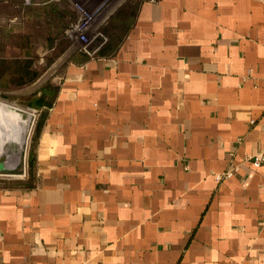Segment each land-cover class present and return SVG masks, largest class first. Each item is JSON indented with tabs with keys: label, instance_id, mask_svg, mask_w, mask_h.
Here are the masks:
<instances>
[{
	"label": "crops",
	"instance_id": "1",
	"mask_svg": "<svg viewBox=\"0 0 264 264\" xmlns=\"http://www.w3.org/2000/svg\"><path fill=\"white\" fill-rule=\"evenodd\" d=\"M54 2L0 0L17 4L0 55L36 19L61 36ZM107 31L26 101L43 116L30 181L0 187V264H264V162L247 160L264 156V0L129 1ZM21 53L0 85L33 66Z\"/></svg>",
	"mask_w": 264,
	"mask_h": 264
},
{
	"label": "rangeland",
	"instance_id": "2",
	"mask_svg": "<svg viewBox=\"0 0 264 264\" xmlns=\"http://www.w3.org/2000/svg\"><path fill=\"white\" fill-rule=\"evenodd\" d=\"M13 1L16 3L19 0ZM22 1L25 4L29 3V0ZM50 1H56L54 3L60 8L61 12L66 10V14H64L65 24L61 36H56L57 27L61 21L51 16L48 19H36V21H33L34 26L30 30L33 36L25 37L27 45L15 35H10L1 41V48L3 50L0 55L1 58L6 57L10 61L16 59H18L17 61H25L22 58L23 54L21 51L28 46L31 49L33 66L28 70L27 68L21 69V64H19V67L16 66V68L15 64H8L10 65V69L6 70L8 80L0 85V107H3L5 110L4 118L0 119V127L3 124H12L17 120H24L23 137L26 140L24 149L21 152L22 162L18 163L13 170H0V187L15 186L30 181L33 174V165L29 164V158L32 155L35 129L43 116V109L27 105V99L36 94L45 83L50 82L52 84V79L58 74L59 68L71 60L74 54L83 53L81 48L84 46L85 40L86 44L87 42L90 43L87 49L90 55L83 54L89 58L99 55L100 51L109 42L110 38L107 29L114 12L118 7L129 1H132L134 4L139 3L138 0ZM16 6L17 4L11 9L7 6L1 7L0 13L5 16H11L14 14V8L15 10L17 9ZM89 16H91V20L88 21L87 17ZM13 21L15 24L21 25L19 31L25 32V25L27 23L21 18L18 20H14V18L7 19L1 22V26H5V24L12 23ZM82 24H86V30L79 29ZM77 26L79 27L76 28ZM99 35H102L106 39V42ZM81 38H84V41ZM19 45L22 47H18ZM0 73H3L2 69H0ZM32 110H37L38 115L36 114L35 123L31 128L30 113ZM3 133L6 135L4 143L6 146L0 147V155L6 150L11 151L9 146L12 147L14 144L12 142L13 138L10 137L7 131ZM6 160L5 155L1 156L0 164L6 162Z\"/></svg>",
	"mask_w": 264,
	"mask_h": 264
},
{
	"label": "bare ground",
	"instance_id": "3",
	"mask_svg": "<svg viewBox=\"0 0 264 264\" xmlns=\"http://www.w3.org/2000/svg\"><path fill=\"white\" fill-rule=\"evenodd\" d=\"M5 110L3 107H0V119L4 118ZM24 121V120H23ZM21 120H17L15 123L12 124H3L0 127V147L6 146L4 143L6 141V135L3 133L7 131L10 137L13 138L12 142L14 144L12 147L9 146L11 151H4L1 153L0 157L5 155L7 158L6 162L0 164V170H13L18 163L22 162V151L25 146V138L23 137V129H24V122ZM1 123V122H0ZM19 129V133H18Z\"/></svg>",
	"mask_w": 264,
	"mask_h": 264
},
{
	"label": "built area",
	"instance_id": "4",
	"mask_svg": "<svg viewBox=\"0 0 264 264\" xmlns=\"http://www.w3.org/2000/svg\"><path fill=\"white\" fill-rule=\"evenodd\" d=\"M138 1H139V2H140V1H148V2L154 3L156 0H138ZM87 18H88V21L91 20V16H89V17H87ZM80 20H81V19H80ZM85 25H86V24H82L80 27L77 26L76 28L79 27V29H81V30H86L87 27H86ZM97 36H98V35H97ZM99 37H101L102 40H103L104 42H106V39H104L102 35H101V36L99 35ZM101 38H100V39H101ZM81 40L84 41V38H81ZM89 45H90V43L87 42V44H86V40H85V44H84V46L81 48V51H82L84 54L86 53V55H90L89 51L87 50ZM95 57H96V56H95ZM92 58H94V57H92ZM36 114L38 115V111H37V110H32L31 113H30V121H31V125H30V127H31V128L33 127V125H34V123H35ZM247 160L251 161V164H252V166H253L254 168H259V167H261V165H262L263 162H264V156H263V154H262L261 152H259V153H255L254 155H249V156L247 157ZM236 170H237V169H236L235 167H231L230 169H228L227 171H225V172H223V173H215V174L213 175V177H214V179H215L216 181L228 180V179H230V178L233 177V175L235 174Z\"/></svg>",
	"mask_w": 264,
	"mask_h": 264
},
{
	"label": "trees",
	"instance_id": "5",
	"mask_svg": "<svg viewBox=\"0 0 264 264\" xmlns=\"http://www.w3.org/2000/svg\"><path fill=\"white\" fill-rule=\"evenodd\" d=\"M40 120H41V119H40ZM40 120H39V122H40ZM39 122L37 123V129H38ZM29 164H30V165H33V164H32V155H31L30 158H29Z\"/></svg>",
	"mask_w": 264,
	"mask_h": 264
}]
</instances>
